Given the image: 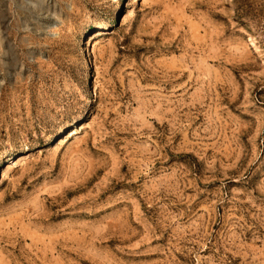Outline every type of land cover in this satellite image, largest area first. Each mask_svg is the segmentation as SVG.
Here are the masks:
<instances>
[{
    "label": "rangeland",
    "instance_id": "obj_1",
    "mask_svg": "<svg viewBox=\"0 0 264 264\" xmlns=\"http://www.w3.org/2000/svg\"><path fill=\"white\" fill-rule=\"evenodd\" d=\"M0 264H264V0H0Z\"/></svg>",
    "mask_w": 264,
    "mask_h": 264
}]
</instances>
